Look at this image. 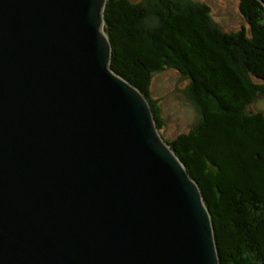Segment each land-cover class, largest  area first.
Wrapping results in <instances>:
<instances>
[{"label":"water","instance_id":"1","mask_svg":"<svg viewBox=\"0 0 264 264\" xmlns=\"http://www.w3.org/2000/svg\"><path fill=\"white\" fill-rule=\"evenodd\" d=\"M106 3L0 0V264H220L199 186L111 69Z\"/></svg>","mask_w":264,"mask_h":264},{"label":"trees","instance_id":"2","mask_svg":"<svg viewBox=\"0 0 264 264\" xmlns=\"http://www.w3.org/2000/svg\"><path fill=\"white\" fill-rule=\"evenodd\" d=\"M239 2L246 24L235 32L215 26L206 4L183 0H107L104 25L111 69L147 97L159 128L152 76L187 77L200 118L164 139L199 186L219 263L264 264V112L249 108L264 94V8Z\"/></svg>","mask_w":264,"mask_h":264},{"label":"rangeland","instance_id":"3","mask_svg":"<svg viewBox=\"0 0 264 264\" xmlns=\"http://www.w3.org/2000/svg\"><path fill=\"white\" fill-rule=\"evenodd\" d=\"M131 1L144 4L148 0ZM188 2L206 4L209 7L212 22L224 32H235L239 30L242 24H246L239 9V0H183V3ZM146 24L157 25L158 23L154 18L146 20ZM188 88L189 80L187 77L172 68L159 71L151 78L150 97L157 102L161 112L162 123L160 128L157 127L166 140L171 141L177 135L188 131L200 118L198 106L193 102L192 96L188 93ZM144 97L151 108L149 100L146 96ZM249 108L254 109L253 111L264 112V94L257 96Z\"/></svg>","mask_w":264,"mask_h":264}]
</instances>
